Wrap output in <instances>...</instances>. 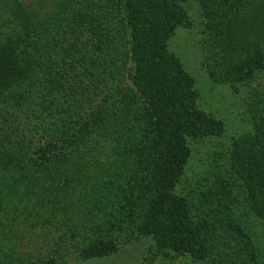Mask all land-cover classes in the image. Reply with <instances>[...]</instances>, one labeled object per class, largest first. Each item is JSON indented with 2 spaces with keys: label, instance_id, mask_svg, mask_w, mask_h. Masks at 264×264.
I'll return each mask as SVG.
<instances>
[{
  "label": "trees",
  "instance_id": "1",
  "mask_svg": "<svg viewBox=\"0 0 264 264\" xmlns=\"http://www.w3.org/2000/svg\"><path fill=\"white\" fill-rule=\"evenodd\" d=\"M186 3L49 0V9L41 17H33L23 5H16L6 16L0 14V21L10 28L0 32L1 180L61 164L95 125L102 124V119H96L101 107L94 103L105 89L117 92L130 82L140 101L145 126L137 143L125 146V156L136 159L130 180L134 186L129 182L134 189L124 190L120 183L107 185L108 208L89 237V258L114 254L120 238L131 237L128 228L150 240L156 257L170 254L203 264L209 256L207 229L191 217L176 194L189 157L188 141L216 136L221 128L197 108L194 81L168 50L175 31L190 26ZM116 20L122 24L119 40L130 62L126 74L118 71L115 59L109 60V52L103 54L104 47L113 51L115 46L119 29L111 30ZM113 63L118 73L105 74ZM120 64L124 67V60ZM258 144L251 138L239 148L246 168L254 163L247 149L264 158ZM86 161L90 159L69 168L70 175L63 181L74 189L83 186L88 179L83 166L90 164ZM91 161L90 169L99 173L100 163ZM136 171L142 175L139 179ZM258 174L263 176L264 171ZM243 191L264 198V185Z\"/></svg>",
  "mask_w": 264,
  "mask_h": 264
},
{
  "label": "rangeland",
  "instance_id": "2",
  "mask_svg": "<svg viewBox=\"0 0 264 264\" xmlns=\"http://www.w3.org/2000/svg\"><path fill=\"white\" fill-rule=\"evenodd\" d=\"M16 5L41 17L49 0H0V14L8 15ZM184 8L190 26L175 31L168 50L193 79L197 108L221 128L216 136L188 141L189 157L176 194L207 229L209 256L203 264H264V198L243 191L264 185V175L258 174L264 171V158L247 149L254 163L246 168L238 154L251 138L264 151V0H187ZM114 23L111 32L119 29L115 46L113 51L104 47L103 54L109 52V60L115 59L118 71L126 74L130 62L119 40L122 24ZM7 28L0 21V32ZM137 97L130 82L117 92L105 89L94 103L101 107L96 119L102 124L95 125L61 164L38 174L0 179V264H192L170 254L154 256L150 240L130 228L126 233L131 237L120 238L114 254L87 256L93 227L108 208L107 185L134 189L129 182L133 185L136 159L125 156V146L137 143L145 126ZM82 159H90L83 166L88 179L74 189L63 177ZM91 160L100 163L99 173L90 169ZM136 172V178L142 177Z\"/></svg>",
  "mask_w": 264,
  "mask_h": 264
}]
</instances>
